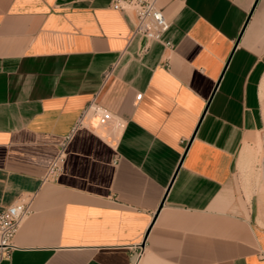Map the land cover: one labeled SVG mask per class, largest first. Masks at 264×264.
<instances>
[{
  "label": "crops",
  "instance_id": "obj_1",
  "mask_svg": "<svg viewBox=\"0 0 264 264\" xmlns=\"http://www.w3.org/2000/svg\"><path fill=\"white\" fill-rule=\"evenodd\" d=\"M113 1L0 0V212L32 203L0 264H264L236 176L264 136V0H161L162 40ZM92 103L118 126L79 125Z\"/></svg>",
  "mask_w": 264,
  "mask_h": 264
},
{
  "label": "built area",
  "instance_id": "obj_2",
  "mask_svg": "<svg viewBox=\"0 0 264 264\" xmlns=\"http://www.w3.org/2000/svg\"><path fill=\"white\" fill-rule=\"evenodd\" d=\"M113 7L124 11L131 19L132 36H144L148 40H162L170 28L168 18L161 0H114ZM170 46V42H166ZM111 71L106 72L107 81ZM98 124L114 126L115 117L106 108L96 103L90 104L83 113L78 124ZM63 154L53 162L49 174H56L62 167ZM32 212L31 199L19 198L0 212V261L11 256L16 248L15 237L23 220ZM134 264H137L135 262Z\"/></svg>",
  "mask_w": 264,
  "mask_h": 264
},
{
  "label": "rangeland",
  "instance_id": "obj_3",
  "mask_svg": "<svg viewBox=\"0 0 264 264\" xmlns=\"http://www.w3.org/2000/svg\"><path fill=\"white\" fill-rule=\"evenodd\" d=\"M236 176L247 202L255 197L264 210V136L244 145Z\"/></svg>",
  "mask_w": 264,
  "mask_h": 264
}]
</instances>
